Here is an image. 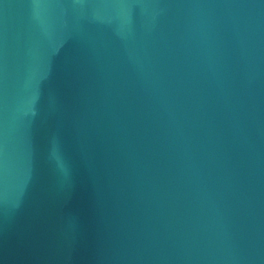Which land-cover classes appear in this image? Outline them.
Listing matches in <instances>:
<instances>
[{
	"label": "water",
	"instance_id": "1",
	"mask_svg": "<svg viewBox=\"0 0 264 264\" xmlns=\"http://www.w3.org/2000/svg\"><path fill=\"white\" fill-rule=\"evenodd\" d=\"M0 264H264V0H0Z\"/></svg>",
	"mask_w": 264,
	"mask_h": 264
}]
</instances>
